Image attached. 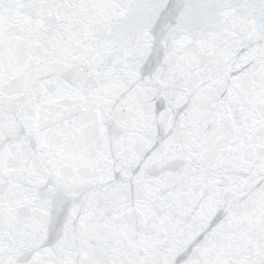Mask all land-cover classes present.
I'll use <instances>...</instances> for the list:
<instances>
[{"label": "snow or ice", "instance_id": "snow-or-ice-1", "mask_svg": "<svg viewBox=\"0 0 264 264\" xmlns=\"http://www.w3.org/2000/svg\"><path fill=\"white\" fill-rule=\"evenodd\" d=\"M0 264H264V0H0Z\"/></svg>", "mask_w": 264, "mask_h": 264}]
</instances>
